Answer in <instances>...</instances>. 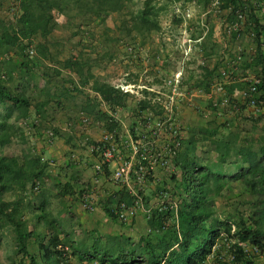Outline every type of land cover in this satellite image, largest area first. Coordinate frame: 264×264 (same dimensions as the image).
<instances>
[{
	"label": "trees",
	"instance_id": "16d2710c",
	"mask_svg": "<svg viewBox=\"0 0 264 264\" xmlns=\"http://www.w3.org/2000/svg\"><path fill=\"white\" fill-rule=\"evenodd\" d=\"M74 1L78 16L74 25L67 28L70 30L68 39L72 40L75 35L82 34L83 37L76 41V45L81 42L82 45L80 49L71 50L67 57L58 61L64 67L73 69L81 84L85 85L92 81L91 88L100 94L112 110L111 113L103 111L97 107L100 100H97L96 96H88L83 105L85 112L83 116L105 119L108 122V129L119 131L113 112L117 107H130L134 110L132 116L142 121V125L146 127L145 121L150 116L162 115L164 110L162 104L152 100L154 93L143 89L147 95L135 98L134 101L132 93L96 77L91 70L90 59H96L99 55L110 59L113 57L110 48L107 47L102 51L99 48L106 41L111 43L112 48L122 41L120 35H111L110 31L115 29L125 32L126 43L133 41V45L129 44L132 45L129 46L131 53H134L133 47L139 52L140 43L146 41V36L153 30L161 28L158 17L163 6H156L153 0H143L144 5L137 9L129 7L133 0ZM5 3H8L9 9L12 10L13 18L7 23L0 20V45L6 44L15 48L25 60L35 64L38 62L39 53L50 58L59 55L58 52L60 53L61 50L51 52L47 49L46 43L48 41L54 47H58L67 40L65 37L59 39L55 35L56 30L63 26L56 16L57 12L65 8L62 0H0V8ZM217 6L227 10L221 16L222 21H225L223 32L229 36L230 42L246 37L254 44L252 51L243 48L230 51L229 55L233 65L239 66L242 70L252 68L260 77L256 83L254 98L257 106H264V0H219ZM124 9L126 11L119 24L106 23L100 32L93 29L94 24L104 23L111 13H120ZM206 13L208 14V11ZM66 22L72 21L66 19ZM200 25L199 27L204 29V22ZM206 32L211 33L210 26ZM89 34L90 38L84 39V36ZM35 37H38L37 42L34 41ZM29 44L35 49L32 56L26 52ZM85 47H89V50H85ZM92 51L95 52V56ZM164 61L162 60L161 67L166 69L167 62ZM201 68L204 71L203 78L190 82L182 77L181 85L187 81L189 86L193 88L198 86L201 90L207 91L211 85L208 77L215 74V76L220 75L217 81L223 84L224 90L222 75L228 76L226 71L221 75L220 72L214 73L213 69L206 65H202ZM192 75L193 73L189 75V79H194ZM244 81L242 85L239 82L236 84L240 86L239 95L243 103L249 105L247 98L241 93L249 80L245 78ZM226 98L231 101L229 96ZM0 103L5 107V112H0V230L8 227L14 231L15 250L22 253L18 264H203L211 253L217 257L218 253L223 252L225 255L228 250L232 251L233 257L216 258V264H264V140L249 141V144L240 146L237 154L246 159V165L234 174H226L220 170L217 160L213 164H203L199 161L201 156L194 150L196 143L192 145L191 156L182 154V138V145L172 160L173 167L179 168L178 170L175 167V170H178L180 175H176V171L169 174V178L175 183L171 186L172 193L170 195L167 193L165 180L161 184L157 182L156 188L151 189L152 194L160 197V202L150 207L148 213L146 212L148 232L140 234L134 244L124 233H111L104 237L98 233L90 246L85 242L80 244V241L73 239L69 223L62 222L58 216L52 214L51 210H44L47 205V195L42 191L36 194L35 191L49 177L47 162L42 158L41 153L35 152L33 148L20 156L4 151V147L14 138L19 137L21 141L27 142L25 127L16 124L15 121L20 118L25 119L28 126L26 118L31 107L34 106L36 112H40L44 110L47 102L32 104L30 96L24 91L12 90L6 84V79L0 77ZM12 111H16L14 115L16 120H10L8 117ZM177 126L181 129L179 124ZM145 133L147 137L153 135L151 129L146 128ZM168 138L171 139L169 134ZM219 156L221 161L225 160L223 154L219 153ZM152 176L153 171H150L146 179L152 180ZM237 180L241 183V193L245 191L252 194V199L232 200L240 193L224 192V189L230 188L232 182ZM61 183L62 181L56 184ZM123 187L125 191L122 192L124 196L122 201L133 203L128 188L126 185ZM72 188L69 179L64 181L58 191L61 199L66 194L72 193ZM8 190L16 191V198L10 200L4 198L3 193ZM81 191L83 200L89 194L85 188L79 190L80 193ZM139 193L144 201L145 193L142 190ZM40 194L41 199L37 205H34L33 203L37 201L36 195ZM218 196L226 200L225 207L220 212L216 206ZM176 201L177 206L174 205ZM244 203L249 204V209L245 211L240 207ZM119 206H106L105 211L111 219L125 226L126 220L120 218L117 212ZM35 209L39 211L35 212ZM30 213L35 218L31 225H29L30 217L26 216ZM71 213L73 212L70 211L69 216L72 222L74 215ZM41 226L48 237L44 240L39 238L36 252L33 251L34 244L30 237L38 236V228L40 229ZM243 241L250 247L239 243ZM215 244L217 247L213 249ZM71 257H74L75 261ZM24 258L28 259V263Z\"/></svg>",
	"mask_w": 264,
	"mask_h": 264
},
{
	"label": "crops",
	"instance_id": "0c3cea01",
	"mask_svg": "<svg viewBox=\"0 0 264 264\" xmlns=\"http://www.w3.org/2000/svg\"><path fill=\"white\" fill-rule=\"evenodd\" d=\"M74 8L75 12L65 14L66 16L62 26L65 30L61 27V29L58 28L55 32V35L59 39L62 37L67 39L64 40L65 44L54 47L50 42L47 41L46 43L47 49L51 52L61 50L60 53L58 52V56L55 55L54 58H50L39 53L38 62L35 64L20 57L17 50L12 47L13 51L10 54L5 55L4 53L5 56H2L4 61L0 62V77L6 79V84L12 90L24 91L30 96L32 104L47 102L44 110L40 112H36L34 106H32L26 118L28 121V130H26L28 136L26 138H31V143L34 142L40 146L39 150L41 154L43 153L42 158L47 162L49 177L41 183L42 186L40 189L48 198L44 210H51L53 212L52 214L58 216L62 222L69 223L68 225L71 227L67 226L73 232V239L80 241V244L85 242L91 246L98 233L102 234L103 237L111 233H124L130 237L132 244H134L137 242L140 234H144L149 230V225L146 220L149 208L160 202V197L152 194L151 189L156 188L157 182L161 184L165 180L166 188H168L167 193L170 195L173 189L171 186L175 183L169 178V174L170 172L172 174L176 171L175 167L178 170L179 168L177 166L173 167L174 165L171 163L172 169L170 171L164 165H157L153 169L152 180L145 179L142 182H138L135 179L134 171L132 172V186L138 189L139 192L142 190L145 193V197L142 206H134L132 203L129 204V202L126 203L127 217L125 220L127 225L121 226L118 222L111 219L105 211L106 206L117 207V205L123 202L124 196L122 192L125 191V188L123 184L111 178V172L115 169L120 159H112L103 164V172L96 170L95 164L100 160V155L95 145L103 133L107 131L108 122L105 119L90 116L91 122L84 127L81 122V117L85 114L83 105H85L88 96H96L97 100H100L97 107L103 111L111 113L112 110L109 104L101 98L100 94L91 88L92 81L85 85L81 84L77 73L73 69L64 67L58 61L59 59L67 57L71 50L76 51L80 49L82 45V42L76 45V41L83 37L82 34L75 35L74 37L76 38L73 37L72 40L68 39L70 30H67V28L73 26L74 22H66V19H70L71 21L73 19L75 21L77 20L78 13L76 7ZM64 11L65 8L63 7L61 12ZM208 27L207 25L204 27L205 31ZM216 28L215 25L211 24V33H214ZM86 38L88 40L90 34L84 36V39ZM209 43L212 44V42L205 40L198 43L205 52L204 59L206 62L204 65L213 69L214 73L220 72L222 75L224 71L227 72L228 76L223 77L222 75L225 85L224 90L221 92L213 90L212 85L220 77V75L215 76V74L212 77H208L211 80V85L207 91L201 90L198 86L193 88L189 86L187 81L183 82L181 88L184 90L186 97H178L174 104H170L169 109L163 110L162 115L171 113L174 122L176 121L181 127V135L183 138V146L181 147L182 154L191 156L192 145L196 143L194 150L199 152L198 154L201 156L199 157V161L201 163L213 164L217 160V164L222 172L234 174L238 169L246 165V159L242 155L237 154V149L240 146L249 144V141L263 142L264 140V128H262L264 125V106L255 108L244 104L239 95L240 86L236 84L239 82L242 85L245 82V78L255 73V70L252 68L242 70L239 66L233 65L230 60L231 56L229 55L230 51L243 48L252 51L254 44L246 37L237 38L232 42H221L225 52L218 54V56L215 55L217 53L211 52L212 49ZM140 45L139 58L136 62H138V73L140 74L139 78L141 80L138 82L126 76L125 82L135 84V86L142 84L144 86L143 89L154 93L152 100L158 94L160 97H164L169 92V88L167 87L168 85L164 86L165 76L163 77V73H167L168 70L161 67L162 60L159 58L160 53L158 54L156 52L157 49H162L163 46L159 42L151 44V46L145 42L140 43ZM107 47L112 50L111 43L106 41L99 50L101 49L102 51V49H107ZM85 50H89V47H85ZM150 50H153L155 54L149 57L148 51ZM46 52L48 53V51ZM92 53L93 55L95 54L94 51ZM133 60L135 59L127 58L125 60V66L129 68ZM111 62L112 59L99 55L96 59H90L91 70L99 79L111 82L112 74L109 69V66L112 65ZM186 72H188V75ZM203 72V69L200 72H196L195 70L187 68L185 72L184 70L182 71V77L193 82L195 79L203 78ZM191 73H193L192 76L194 79H189ZM146 77H151L150 80L152 81L149 83L142 82V79ZM159 78L163 80V86L165 88L167 87V89L153 87ZM143 89H140L139 95H142L139 98L145 95ZM226 96H229L231 101L227 100ZM133 112V109L130 107H117L113 113L119 125V130L120 127H127L129 125L130 129H132V134L136 135V128H139L138 132H141L142 129L145 130V127L142 125V121L132 116ZM23 122H25V119H23ZM50 131L54 132L53 138L48 137ZM126 131L129 132L128 128ZM161 134H159L157 139L161 145H165L171 139L168 138V133H164V136H161ZM160 136L162 137L161 140L159 139ZM32 148L34 151L36 150L33 145ZM72 148L75 150V155L70 157L68 150ZM123 148L122 156L120 157L129 156L131 149L128 140ZM219 153L224 155V161L219 159L221 156H219ZM178 170L175 172L176 175H180ZM68 179L73 186L72 193L66 194L61 199L58 191L63 182ZM60 181L62 183L57 185L56 183ZM240 187V180H237L232 182L230 188L224 189V192L240 193L238 197H234V200H238L245 193V191L241 193ZM84 188L95 203L94 211L84 210L82 206L81 200L84 197L82 196L83 190L81 193L79 190ZM36 197L37 201L33 203L34 205H37V202L41 199V194L36 195ZM163 198L165 199V195ZM65 204H69L68 207ZM174 205L177 206V201ZM223 205L222 207L224 208L225 205ZM75 210L79 211L78 215ZM38 211L39 209H35V212ZM67 211L69 212L67 213ZM70 211L73 212L71 214L74 215L75 220L76 218L79 220L80 224L78 227L77 222L76 225H74L73 220L71 222V216H69ZM26 216L30 217L29 225L33 224L35 218L32 214L30 213V215L27 214ZM86 225L90 229L89 234H85V231L80 230L76 233L77 228L88 229ZM112 229L115 231L111 232ZM45 232L41 226L40 229L38 228V236L30 237L31 242L34 244L33 251L37 252L38 250L36 247L39 238L42 240L47 239L48 235ZM2 237L3 233L0 230V243ZM12 243L13 245L10 243L8 245L9 247L5 250H2L0 246V264H18V260L21 259L22 253L15 250V233ZM244 243L245 247H250L247 242L244 241ZM24 261L28 263L27 258H24Z\"/></svg>",
	"mask_w": 264,
	"mask_h": 264
},
{
	"label": "rangeland",
	"instance_id": "374dc122",
	"mask_svg": "<svg viewBox=\"0 0 264 264\" xmlns=\"http://www.w3.org/2000/svg\"><path fill=\"white\" fill-rule=\"evenodd\" d=\"M64 6H65V11L64 12H57V18L58 21L63 23L65 14H70L75 12V1L74 0H62ZM153 2L156 4V6H163L162 10L159 14V20L161 23V28L159 30H153L150 34L146 36V44H151L154 43H161L162 44V49H157L156 52H158L159 58L161 60H165L164 62H167V67L166 69L168 70L167 73H163V77L165 76V81H164V86H167L168 84L166 83L167 78H170L173 76V74L181 70L185 72V70L192 69L195 70L196 72H200L202 70L201 66L205 64L206 60L204 59L205 52L203 51V48H201L199 42H202V40H205L207 42H212L210 44V48L212 49L211 52H215L218 54H223L225 52L223 44L221 42H230L229 36L223 32L224 29V22L222 21V16L225 14L227 11L226 9H220L218 8V3H214L213 0H153ZM144 5L143 0H133L130 4L129 7L133 9L140 8ZM74 8V10H73ZM220 9V10H219ZM126 9L122 10L120 13L119 12H113L111 13L105 22H99L97 24H94V29L96 32H100L102 30V27L108 23L110 25L114 24H119L120 20L124 16ZM208 11V14L206 13ZM209 15V16H208ZM222 15V16H221ZM13 14L12 10L9 9L8 3H5L2 8H0V20L7 22L12 21ZM70 20V19H68ZM74 20V19H73ZM71 21V20H70ZM72 22H75L72 21ZM206 25H215L217 28L214 33H209L206 32L205 29H201V23ZM200 26V27H199ZM62 26L59 28L61 29ZM63 30H65L62 27ZM68 30V29H67ZM205 31V32H204ZM111 35H120L122 38V41L117 43V45H113L112 48V54L113 57L112 59V65L109 66V69L112 74V79L111 82L114 83L115 85L121 84L125 82V77L129 76L131 80H136L140 81L141 79L140 74L138 73V65L136 62L139 58V52L137 49L133 47V52L131 53V49H129V46H132V40L130 41L131 43H126L127 38L125 36V32L121 29H115L113 31H110ZM76 38V37H74ZM221 38V39H218ZM38 38L35 37L34 41L37 42ZM110 42V41H109ZM112 42V41H111ZM102 44V43H101ZM100 44V45H101ZM132 44V45H129ZM103 46V45H102ZM100 47V46H98ZM7 48V49H6ZM223 51H222V50ZM217 50V51H216ZM13 51L11 46H8L6 44H1L0 45V62H3L4 59H2V56H5L7 54H10V52ZM5 53V55H4ZM132 54V55H131ZM155 52L153 50L148 51V55L153 56ZM20 57L24 59V57L19 53ZM63 55V54H62ZM94 54L93 56H95ZM131 55V56H130ZM219 56V55H218ZM133 58V62L130 64L129 68L125 66V60L127 58ZM210 57V56H209ZM208 57V58H209ZM141 58V57H140ZM208 60V59H207ZM128 72V73H126ZM168 74V75H167ZM188 75V72H186ZM255 74V73H253ZM148 78V79H147ZM151 77H146L142 79V82L144 83H149ZM160 81H157L155 85L153 86L154 88H162V89H167L169 88L170 91V86L168 85L166 88L163 86V80L159 78ZM149 85V84H147ZM120 88V87H119ZM144 87H142L143 89ZM138 89V88H137ZM180 92H183L182 95L177 96L178 97H186V94L184 90L181 88V85L179 87ZM165 91V90H164ZM142 92V91H141ZM131 93V92H130ZM145 93V92H144ZM148 93V92H146ZM134 96V101L136 100L135 98H139L140 93H132ZM147 95V94H145ZM150 95V94H149ZM156 96H160L159 94ZM155 96V97H156ZM188 97V96H187ZM154 98V97H153ZM162 99L166 98V94L164 97H161ZM184 103V102H180ZM4 105L0 103V112L4 113ZM134 111V110H133ZM16 114L15 111H12L10 115L8 116L10 120H13L16 118L14 115ZM160 115V114H158ZM16 124L24 126L26 130L27 126L26 123L23 122V119H18L15 121ZM88 125V124H87ZM87 125H84L86 127ZM128 128L129 132L132 134V129H130L129 125L127 127H120L119 133L125 134L127 131L126 129ZM143 128V126H142ZM139 130V128H137ZM108 130V128H107ZM110 130V129H109ZM142 131V130H141ZM146 132V131H145ZM163 135H162V134ZM160 134L161 136H164L166 131H162ZM56 135V134H55ZM26 136H28V133L26 131ZM159 137L161 140L162 137ZM158 140V139H157ZM32 139L27 138V142L21 141L19 137L14 138L11 143L6 145L4 147V151L6 153L10 154H16V155H21L25 153L28 149H32V145L35 147V152L41 153L40 152V146L37 145V143H31ZM124 148H122L123 151ZM68 155L71 153L75 154V150L72 148L68 150ZM43 154V153H42ZM41 154V155H42ZM54 162V160H53ZM56 162V161H55ZM58 164V163H56ZM52 184V183H50ZM42 186V184H41ZM41 186L39 189L35 190L36 194H39L41 191ZM4 198L10 200L13 198H16L17 192L14 190H8L3 193ZM250 197V198H249ZM253 195H250L248 193H244L241 196V200L244 199V201L252 199ZM234 198H232L233 200ZM95 204V203H94ZM226 204V200L222 196H218L216 198V206L218 209V212L222 211V205ZM223 205V206H224ZM95 207V205H94ZM241 209L244 211L249 209V204L244 203L240 205ZM84 210H88L85 209ZM92 211L95 210V208L91 209ZM77 212V215L79 211L75 210ZM90 211V210H89ZM74 222V225L79 226L80 222L79 220L75 217L72 219ZM77 222V223H76ZM87 224V223H86ZM117 225V223H115ZM114 225V226H115ZM88 229H76V233L80 231H85V234H89V227L86 225ZM115 231L114 229L111 230V232ZM3 233V237L1 238V243L0 246L2 250H5L8 248L10 243L13 245L12 240L14 236V231L11 228H4L1 230ZM11 240V241H10ZM11 245V246H12ZM73 261H75L74 257H71Z\"/></svg>",
	"mask_w": 264,
	"mask_h": 264
},
{
	"label": "built area",
	"instance_id": "2783aa9c",
	"mask_svg": "<svg viewBox=\"0 0 264 264\" xmlns=\"http://www.w3.org/2000/svg\"><path fill=\"white\" fill-rule=\"evenodd\" d=\"M213 1L214 3H218L219 0ZM26 52L29 56H32L35 53V49L31 44H29ZM247 78L249 80L248 84L241 90V93L247 98L250 106L259 108V106H257L256 99L254 98V94L256 91V83L259 81L260 77L256 74H250ZM181 80L182 71L178 70L173 74V76L167 78L166 80V83L171 88L170 91L166 93V98L162 99L160 96H156L154 98V100L164 106V109H169L170 104H174L177 101V96L182 95L183 92H180L179 90ZM116 86L120 87L123 91L133 92L136 94L140 93V89L144 87L142 84L135 86V84H129L126 82ZM212 87L216 92H221L223 90V84L219 81L214 82ZM81 122L83 125H87L91 122V118L89 116H82ZM145 123V130L142 129V131L137 132L136 135H133L130 132L122 134L115 129L107 130L103 133L102 137L95 145V148L100 155V160L95 164V168L98 172L104 171L103 164L105 162L116 158L120 159L115 169L111 172V178L114 181L128 187V190L133 197L132 204L134 206H142L143 201L139 190L131 184L132 172L134 171L135 173V179L138 182H142L147 178V174L150 173V171H153L154 167L157 165H164L171 171L172 160L182 145L181 129L174 122L171 113L164 116H150ZM146 128L147 130L151 129L153 134L151 137L146 136ZM162 131H167L171 137V140H168L165 145H161L159 140H157ZM48 137L53 138L54 132L50 131L48 133ZM127 140L128 144H130L131 154L127 157H120L122 156V148L125 144H127ZM74 155V153H71L70 157H73ZM82 205L85 209L91 210L94 208L95 204L91 196L88 195V197L82 200ZM126 209V203L121 202L119 209L117 210L120 218L126 219ZM239 243L245 246L244 241ZM216 247L217 244L213 246V249H216ZM223 254V252H220L217 254V257H215V255L211 253L208 255L203 264H216V258L222 256H226L228 259L233 257L231 250H228L225 255Z\"/></svg>",
	"mask_w": 264,
	"mask_h": 264
}]
</instances>
